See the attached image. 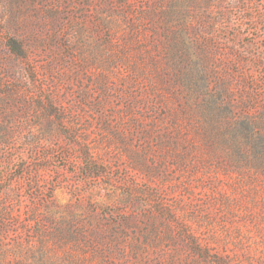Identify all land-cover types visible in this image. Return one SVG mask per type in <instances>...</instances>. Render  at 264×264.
<instances>
[{
    "label": "rangeland",
    "instance_id": "1",
    "mask_svg": "<svg viewBox=\"0 0 264 264\" xmlns=\"http://www.w3.org/2000/svg\"><path fill=\"white\" fill-rule=\"evenodd\" d=\"M0 264H264V0H0Z\"/></svg>",
    "mask_w": 264,
    "mask_h": 264
}]
</instances>
